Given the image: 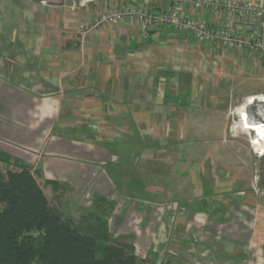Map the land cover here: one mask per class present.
<instances>
[{
    "label": "crops",
    "instance_id": "crops-1",
    "mask_svg": "<svg viewBox=\"0 0 264 264\" xmlns=\"http://www.w3.org/2000/svg\"><path fill=\"white\" fill-rule=\"evenodd\" d=\"M173 1L136 0V5L165 11ZM108 3L125 6L129 0H88L84 6L81 0H0V161L30 167L58 211L73 200L76 214L107 213L102 228L122 240L112 243L147 258L155 231L168 244L176 211L155 201L152 188L134 172L152 147L142 137L159 132L166 148L167 135L177 130L180 138L191 114L219 120L225 147L229 142L245 147L230 133V112L264 94L234 98L233 90L239 80H264V66L252 52H225L173 29L117 23L92 30L89 25ZM180 12L215 24L223 19L189 5ZM260 193L251 205L261 201L263 209ZM239 194L229 204L233 209L227 207L228 221L211 205L206 213H182L185 245L196 240L200 253L219 260L233 257L236 248L246 254L257 233L263 238V217L257 219L258 209L242 204L246 199L241 202ZM141 216L144 227L135 229ZM214 244L221 251H211Z\"/></svg>",
    "mask_w": 264,
    "mask_h": 264
},
{
    "label": "rangeland",
    "instance_id": "rangeland-1",
    "mask_svg": "<svg viewBox=\"0 0 264 264\" xmlns=\"http://www.w3.org/2000/svg\"><path fill=\"white\" fill-rule=\"evenodd\" d=\"M258 93L264 94V80L246 78L235 83L233 97L240 98L244 95ZM242 105L243 103L239 104L237 108ZM188 116L189 118L184 123V132L180 135V138L177 137L174 121L170 122L171 125L169 126L173 132L176 130V134L175 136L173 134L171 136L167 135L168 142H166L169 144L166 145V148L161 145L162 139L165 137L160 135L159 132L153 133L149 137H142V140L145 139V143H148L146 140L149 138L152 147L149 149L150 155L146 156L148 158L144 155L137 164V171L134 170V172L137 173L141 180L147 182H144L146 186L152 188L149 195L158 198L155 200L157 202L169 203L171 208L176 211V214L173 216L174 211L171 213L169 222L173 223V229L170 231L168 244H165V240L162 237L164 233L159 234L155 231L157 238L152 240L153 245H151V250L146 255L147 258L140 253L136 256L156 264H264V248L262 247L264 237H259L258 233L251 242L252 247L247 249L246 254V251L236 248L233 249V257L222 258L221 256L219 260L215 255L210 259V254L205 250L200 253V245L202 244H197L196 240L189 242L186 246V241L181 239L183 234L179 224H182L183 221L182 213H206L211 205L217 209L216 213L223 214V219L227 220L225 216L227 207L232 208V204H229L234 203V196H238V193L241 195V202L246 199L245 201L243 200L242 204L247 202L248 208L258 209L256 218L263 217L262 220L264 222V208L260 209L261 206L263 207L261 201L257 203V207L251 205L255 203V198H251L253 195L256 196L260 192V194H264V176L260 175L257 161L248 146L247 136L233 132L231 131L232 128H230L233 138L244 144L245 147L240 146L236 142H229L227 144L229 148H227L221 143L222 131L219 128V120L205 119L207 116L204 118L197 117L198 119L192 117L191 114ZM158 126L162 127V125ZM230 127H232L231 117ZM152 141H156L155 146H153ZM229 145H233L234 148ZM155 148L159 149L155 150ZM146 163H148L149 167L145 166ZM149 163H152L154 167H150ZM227 164L229 166L225 167ZM8 168V165L0 161V175H3ZM201 186H203V189ZM200 193H203L204 196ZM72 202L73 200H71L68 207L66 204L60 205L59 211L64 219L73 222L74 226L81 232L89 236L97 234L98 251L96 257L99 259L103 254V240L108 238L110 242H116L120 239L115 240L116 237H113V235H116L115 231H113V235L110 233L106 234L102 228L100 220L102 219L101 221L103 222L107 221L108 216H105L107 213L100 215L93 210L91 215L87 212H78L76 214V204ZM51 204L53 205V202ZM140 205L144 204L141 203ZM81 216L84 218H80ZM235 217L238 221L241 220L239 214H236ZM141 218L142 216L138 220H134L135 229L139 227L140 223L142 224L143 220ZM246 220V218L242 219L243 222ZM141 227L143 228L144 224ZM137 233H140V231L137 230ZM148 233L150 235L153 234L150 231ZM248 235L250 233H247ZM99 237L103 240L99 239ZM210 241L211 238L208 239L209 243ZM220 242L222 243V241ZM209 246L213 252L218 253V251H221L216 244ZM235 257L236 259L243 258L242 260L245 258V262L236 260ZM201 259L206 261L200 262Z\"/></svg>",
    "mask_w": 264,
    "mask_h": 264
},
{
    "label": "trees",
    "instance_id": "trees-1",
    "mask_svg": "<svg viewBox=\"0 0 264 264\" xmlns=\"http://www.w3.org/2000/svg\"><path fill=\"white\" fill-rule=\"evenodd\" d=\"M8 161L0 175V264H156L136 256L131 246L100 237L98 259L97 234L89 236L64 219L31 168Z\"/></svg>",
    "mask_w": 264,
    "mask_h": 264
},
{
    "label": "built area",
    "instance_id": "built-area-1",
    "mask_svg": "<svg viewBox=\"0 0 264 264\" xmlns=\"http://www.w3.org/2000/svg\"><path fill=\"white\" fill-rule=\"evenodd\" d=\"M86 1L81 0V6ZM182 5L196 12L208 11L214 17L222 14L218 24L211 20L190 18L181 14ZM121 24H139L143 29H173L187 32L202 45L219 47L225 52H252L264 66V0H174L165 11L147 10L129 0L125 6L108 3L106 10L94 18L92 30ZM257 99L261 105L247 110ZM244 108L242 115L238 113ZM231 131L247 136L248 146L257 160L264 155V138L257 130L264 129V95L247 99L242 106L230 112ZM233 136V134H232Z\"/></svg>",
    "mask_w": 264,
    "mask_h": 264
},
{
    "label": "water",
    "instance_id": "water-1",
    "mask_svg": "<svg viewBox=\"0 0 264 264\" xmlns=\"http://www.w3.org/2000/svg\"><path fill=\"white\" fill-rule=\"evenodd\" d=\"M257 105H261V102L258 101L257 99H255L253 101L252 105L246 106L245 109L247 111V110L253 109ZM256 161H257L258 170L261 173L264 169V155L262 157L258 158Z\"/></svg>",
    "mask_w": 264,
    "mask_h": 264
},
{
    "label": "bare ground",
    "instance_id": "bare-ground-1",
    "mask_svg": "<svg viewBox=\"0 0 264 264\" xmlns=\"http://www.w3.org/2000/svg\"><path fill=\"white\" fill-rule=\"evenodd\" d=\"M244 108H240L238 110V113H240L242 115ZM257 135H259L260 137L264 138V129H259L257 130Z\"/></svg>",
    "mask_w": 264,
    "mask_h": 264
},
{
    "label": "flooded vegetation",
    "instance_id": "flooded-vegetation-1",
    "mask_svg": "<svg viewBox=\"0 0 264 264\" xmlns=\"http://www.w3.org/2000/svg\"><path fill=\"white\" fill-rule=\"evenodd\" d=\"M260 175H261V176H264V169H263V171L260 173Z\"/></svg>",
    "mask_w": 264,
    "mask_h": 264
}]
</instances>
